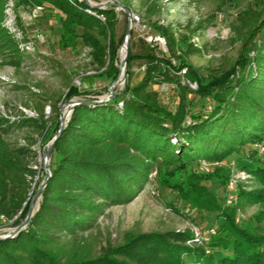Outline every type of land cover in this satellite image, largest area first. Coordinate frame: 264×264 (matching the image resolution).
I'll use <instances>...</instances> for the list:
<instances>
[{
    "label": "trees",
    "instance_id": "16d2710c",
    "mask_svg": "<svg viewBox=\"0 0 264 264\" xmlns=\"http://www.w3.org/2000/svg\"><path fill=\"white\" fill-rule=\"evenodd\" d=\"M8 1L0 0V57L19 68L26 54L4 27ZM20 1L46 4L61 12L63 29L82 38L95 62L105 69L100 76L112 82L119 79L115 8L92 7L87 0ZM219 1L221 10L241 0ZM248 1L247 9L231 24L230 42L239 50L229 68L203 73L190 62L191 56H202L207 50L192 41L203 25L193 29L187 25L188 35L176 36L171 27L155 24L168 56L130 51L122 91L110 101L81 100L60 133L62 119L42 126L45 143H51L50 149L53 146L50 173L27 226L16 236L0 240V264H184L185 256L195 264H264V233L237 222L238 205L242 208L246 199L263 198L264 191L239 189V204L222 208L207 182L227 189L230 170L221 167L213 175L193 171L196 162L222 163L237 155L239 168L264 185V162L255 153L254 159L243 154L249 147L264 146V0ZM76 27H83L84 33L76 35ZM103 29L109 31L108 49L94 35L99 31L106 36ZM138 59L146 68L142 79L132 85L129 71ZM164 84L175 85L178 91L174 112L161 100L159 89ZM190 94L210 101V110L191 109ZM82 96L73 86L64 102ZM25 122L0 115V220L22 222L30 209L36 174L29 161L33 151L9 139L13 129ZM155 170L168 190L178 192L197 211L217 214L216 233L199 248L187 245L194 240L190 231L131 234L123 244L96 254L84 235L108 208L133 202ZM179 178L181 182L174 181Z\"/></svg>",
    "mask_w": 264,
    "mask_h": 264
},
{
    "label": "rangeland",
    "instance_id": "374dc122",
    "mask_svg": "<svg viewBox=\"0 0 264 264\" xmlns=\"http://www.w3.org/2000/svg\"><path fill=\"white\" fill-rule=\"evenodd\" d=\"M92 7H113L117 13L116 44L118 59L116 66L124 71L119 81L114 85L108 78L101 77L105 69H101L95 62L92 49L85 46L82 38L69 34L61 23L62 13L49 5H43L44 12L37 19L30 20L28 15L37 5L22 3L17 0L14 16L17 28L27 39H32L40 33L44 40L36 44V50L31 55H24L21 67L9 65L0 57V115L11 121H26L21 128L15 127L10 135V141L16 146L31 147L33 154L30 165L36 170L32 181L30 202L35 199L33 212L37 211L41 197L36 193L46 180V168L52 164V157H47L51 143H45L42 126H50L57 119L64 120L72 110L75 102L85 99L104 101L111 92L122 91L127 77L126 66L122 62L127 55L126 48L135 55L153 53L160 57L168 56L166 41L154 28L155 24L171 27L177 35H188L187 28H196L199 24L204 29L192 41L200 47L207 48L202 56H191L190 62L206 73L207 69H227L236 60L239 46L231 44V24L240 13L249 6L248 0L228 3L221 10L219 0H87ZM136 17V18H135ZM104 22V21H103ZM106 36L94 31L103 46L107 49L110 44V35L103 29ZM129 31V35H127ZM76 35L84 33L83 27L75 28ZM145 62L135 60L131 64L129 74L132 76V85L139 82L145 71ZM75 86L83 93L82 97H75L65 103L69 89ZM163 104L171 111H176L179 95L177 90L167 91L159 89ZM190 108L210 110V101L194 99L188 95ZM253 153L264 162V146L249 147L243 154L252 159ZM237 155L228 161L213 163L204 167L195 163L193 171L203 175H213L217 169L227 167L230 171L246 172L250 178L237 182L235 201L227 203L228 190L219 184L207 182L210 190L216 192L218 204L222 208L236 207L239 204L238 191L262 192L264 185L254 175L237 165ZM254 159V158H253ZM256 159V158H255ZM208 168V169H207ZM239 172V173H240ZM238 175V174H237ZM219 180V179H218ZM181 182V178L175 179ZM261 194V193H260ZM245 202L242 208L238 205L237 222L242 228H253L254 231L264 233V197L253 202ZM170 204L179 210L170 209ZM217 214L197 211L195 207L182 199V196L163 185L160 177L149 181L137 198L130 204L113 206L101 216L95 228L85 234L94 245L96 254L111 246L123 244L131 234L173 231L198 230L201 237L210 239L216 233L218 223ZM22 219V218H21ZM20 220V219H19ZM16 218L11 221L0 220V237L10 236L20 226ZM203 240H194L187 243L189 247H202ZM184 264H195L194 259L187 256Z\"/></svg>",
    "mask_w": 264,
    "mask_h": 264
},
{
    "label": "built area",
    "instance_id": "2783aa9c",
    "mask_svg": "<svg viewBox=\"0 0 264 264\" xmlns=\"http://www.w3.org/2000/svg\"><path fill=\"white\" fill-rule=\"evenodd\" d=\"M16 1L17 0H9L8 1L7 8H6L7 18H6L5 22H4V27L12 35L14 40L19 43V46H20V49L22 50V52H24L26 55H31L36 50V44L39 41L43 42L44 38H43V36L40 33H38L32 39H27L24 36L23 32L20 31L17 28L16 22H15L16 16L13 15ZM44 8L45 7L42 6V5L35 6L31 10L30 14L28 15L29 19L30 20H34V19H37L38 17H40V15L44 12ZM87 12L90 13V14L95 15V13L90 11V10H87ZM99 18L102 21H105V18L103 16H100ZM175 87L176 86L172 85V84H164V85L161 86V89H164V90H167V91H171V90H174ZM191 88L195 90L196 89V85H191ZM71 113H72V110H71L69 116L64 119L65 120V124L69 121ZM200 164H202L204 167L211 166V163H208L206 161H201ZM232 172H233V175L230 178V180L228 182V185H227V190H228L227 203L228 204H232L235 201V194H236V191H237L236 190L237 182L239 180H241V179L242 180H246L247 178H250V175L247 174L246 172H240V171L236 172L235 169H233ZM156 176H157V171L155 170L151 174L150 181H153ZM239 178H241V179H239ZM193 233H194V240L196 239V240H199V241H201V240L204 241V238L201 237V234L199 233L198 230H195ZM212 234L214 235L215 232L213 231ZM205 241H208V239L207 240L205 239Z\"/></svg>",
    "mask_w": 264,
    "mask_h": 264
},
{
    "label": "water",
    "instance_id": "95a60500",
    "mask_svg": "<svg viewBox=\"0 0 264 264\" xmlns=\"http://www.w3.org/2000/svg\"><path fill=\"white\" fill-rule=\"evenodd\" d=\"M127 35H129V31H128ZM126 51H127V55H126V57H125V60L122 62V67H123V66H126V64H127V58H128V54H129V49L126 48ZM117 83H118V81H115L113 86H115V84H117ZM114 95H115V94H114V92L112 91L111 94H110V96L107 97V99H105V100L102 101V102L110 101V100L114 97ZM81 103H82L81 101H79V102H75V103L73 104V106H72V109H73V107H75L76 105H79V104H81ZM65 125H66V124H65V120H62V123H61V129H60L59 133L61 132V130L64 128ZM54 140H55V139H54ZM53 142H54V141H53ZM52 151H53V146H52L51 149L48 151V153H47V157H50V156H51ZM46 171H47V173H49V172H50V171H49V168H46ZM42 189H43V188H41V189L38 191V193L36 194V197L39 196V194L41 193ZM34 202H35V199H33V200L31 201V205H30V209H29L28 215H27L26 219L23 221V223H22L20 226L17 227V229L13 232V234H11L10 236L0 237V240H4V239H7V238H9V237L16 236L21 230H23V229L27 226L28 221H29V219H30V217H31V215H32V213H33Z\"/></svg>",
    "mask_w": 264,
    "mask_h": 264
},
{
    "label": "bare ground",
    "instance_id": "6f19581e",
    "mask_svg": "<svg viewBox=\"0 0 264 264\" xmlns=\"http://www.w3.org/2000/svg\"><path fill=\"white\" fill-rule=\"evenodd\" d=\"M120 71L122 72V73H121V76L125 74L124 71H123L122 69H120ZM117 81H119V79H118Z\"/></svg>",
    "mask_w": 264,
    "mask_h": 264
}]
</instances>
